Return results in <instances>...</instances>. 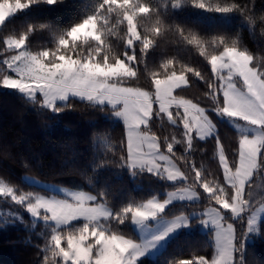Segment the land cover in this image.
<instances>
[{"label":"snow or ice","instance_id":"snow-or-ice-1","mask_svg":"<svg viewBox=\"0 0 264 264\" xmlns=\"http://www.w3.org/2000/svg\"><path fill=\"white\" fill-rule=\"evenodd\" d=\"M169 2L179 6L182 0ZM57 3L62 0H0V30L7 29L11 21L33 6ZM187 3L219 13H240L245 9L241 14H246L250 6L254 10L250 17L252 26H256L255 18L260 14L255 11L256 0H247V5L241 0L223 5L205 0ZM113 14L124 26L126 39L122 53L109 58L102 53L107 44L105 26ZM144 18L153 21L150 32L140 27ZM30 27L33 30L37 25ZM49 27L38 25L40 29ZM167 31L176 32L192 45L206 60L209 70L204 72L186 64L177 66L175 59H168L162 65L164 71L149 72L147 83H141L140 64L156 38ZM53 35L57 37L56 49H43L38 54L26 48L28 32L23 36L0 35V88L17 90L26 98L25 106L43 115L71 111L69 105L79 100L95 103L106 114L123 121V132L115 142L101 138L107 144L105 158L98 163H93L95 157L88 161L93 166V173L86 175L89 184L95 169L105 165L126 167L133 176L146 172L185 183L178 191L169 192L163 201L153 197L129 203L118 211L110 207L106 189L64 188L66 195L61 197L33 191L18 194L11 189L5 192L6 186L0 185V194L54 225L41 264H137L145 246L114 229L113 223L124 224L128 220L141 224L157 217L173 198L192 199L200 194V189L207 194V202L199 222L212 226L215 246L222 250V256L193 254L177 264H220L223 255L228 256L227 264H237L238 249L242 243L246 248L249 237L260 232L264 214V199L253 201L249 183L258 170L264 169V66H257L255 58L236 39L224 35L205 38L180 25L166 24L161 12L146 0H102L95 15L67 31H54ZM90 43L95 45V55L68 52ZM190 77L205 84L200 96L192 97L183 91L191 86ZM211 113L235 122L240 131L229 136L233 143H226L220 135ZM199 141L214 145L213 153L218 157L215 170L189 154L197 149L201 155L207 151V147L199 148ZM177 146L183 149L182 153ZM76 171L84 175L87 169ZM28 178L34 183L43 182L37 176ZM257 202L260 207H256ZM75 221H82L75 230H62ZM188 224L189 218L181 214L156 239ZM115 241L128 246L121 250Z\"/></svg>","mask_w":264,"mask_h":264},{"label":"trees","instance_id":"trees-1","mask_svg":"<svg viewBox=\"0 0 264 264\" xmlns=\"http://www.w3.org/2000/svg\"><path fill=\"white\" fill-rule=\"evenodd\" d=\"M146 2L161 12L166 24L180 25L205 38L224 35L226 38L236 39L253 52L264 49V36L259 33L258 26L249 25L238 12L208 11L192 6L187 0H182L179 6H172L169 0ZM205 2L223 5L230 0ZM101 3L102 0H63L54 5L33 6L11 21L7 29L0 30V35L11 33L19 36L27 31L29 25L47 23L49 28L33 27L28 33L26 48L41 50L53 47L57 43L54 31L57 34L67 31L88 16L95 15ZM254 7L257 13L264 12V0H256ZM152 24L151 19L144 18L140 27L145 32H150ZM105 34L107 44L102 55L115 58L122 53L126 39L124 26L115 14L105 26ZM94 49V44H81L75 49V54L95 55ZM137 55H140L138 47ZM168 59H175L177 66L186 64L204 72L209 70L206 60L192 45L176 32L167 31L156 38L140 64V82L147 83L149 72L164 71L162 65ZM256 59L257 62L264 63V57ZM190 79L191 86L183 91L192 97L200 96L205 90V84L198 78ZM25 101L24 95L17 90L0 88V179H5L10 185H18L17 191L23 189L51 194L50 191L29 183L28 176H37L42 183L71 190L106 189L111 198L110 207L118 211L129 203H141L153 197L163 200L168 192L184 186L185 182L173 184L146 172L133 176L126 167L108 165L95 169L93 182L89 184L86 175L93 173V166L88 161L95 157L93 163H98L105 158L107 144L101 138H106L108 143L115 142L123 132V122L115 120L113 115L100 114L104 112L103 108L89 102L81 106L80 113L66 111L59 115H43L32 107L25 106ZM211 116L226 143H233L229 136L239 132L233 128L230 120L215 113H211ZM198 144L199 148L207 147V151L201 155L197 149L189 154L206 168L215 170L218 157L213 153L214 145L211 141H199ZM177 151L182 153L183 149L177 146ZM76 168L81 171L87 169L85 176L77 172ZM250 184L253 201L264 199V169L258 170ZM199 192L203 196L202 202L175 205L165 216L202 211L207 202V194L202 189ZM258 205L259 202L256 207ZM81 223H74L62 230H75ZM191 225L190 230L182 231L171 239L156 257L143 258L138 264H177L180 259L190 258L193 254H213V231L203 232L198 219L192 220ZM112 226L129 238L139 240L131 221L126 220L124 224L113 223ZM52 227L34 220L26 208L11 197L0 196V264H41L52 235ZM251 238L252 242L247 241L245 248V264L257 260L264 264V220L259 234Z\"/></svg>","mask_w":264,"mask_h":264},{"label":"rangeland","instance_id":"rangeland-1","mask_svg":"<svg viewBox=\"0 0 264 264\" xmlns=\"http://www.w3.org/2000/svg\"><path fill=\"white\" fill-rule=\"evenodd\" d=\"M0 18H2V16H0ZM89 103H91V102H89ZM92 104H95V103H92ZM95 105H97V104H95ZM224 118L229 119L227 117H224ZM114 119L123 122L118 117L114 116ZM230 122H231L233 128L239 132L240 130L236 128L235 122H233L231 120H230ZM249 134H251V130H249ZM254 176L250 179V182L253 180ZM27 180L31 184L37 185L39 187H42V188L50 191L49 193H51L52 195L61 196V197L66 195V193L63 191L64 188H62V187H59L56 185H55V187H53L52 184H47V183H34L29 178ZM168 182L176 184V183H180V182H184V181L179 180L177 182H172V181H168ZM179 189L180 188L172 190V191H178ZM69 190H71V189H69ZM172 191H170V192H172ZM168 193L166 194V197L164 199L168 198ZM0 196H3V195L0 194ZM157 199H159V198H157ZM159 200L163 201L162 199H159ZM202 200H203V196L201 194H199L196 197H193L192 199H187V198L180 199L179 197H176V198H173L171 200V202L165 207L164 211L159 213L157 215V217L149 219V220H147L141 224L132 223V226H133V228H134V230L137 233L138 238H139V240L137 242L144 245L146 248L144 255L139 258V260L137 261V264L143 258H154V257H156L160 252H162V250L166 247V245L169 243V241L171 239H173L175 236H177L180 232L191 229L192 220L198 219V222L200 220L201 211H195V212L191 211L189 214L184 213V215L189 218V224L187 226H181L180 228L175 229L172 232H169L167 234V236H165L163 239L157 240L156 237L160 236L162 233H164L168 229L172 220L174 218L180 216L181 214H183V213H180V214L175 215V216L166 217L165 214L171 208H173L175 205H179V204L182 205V204H189V203H200V202H202ZM257 207H260V205H258ZM29 214L34 220H36L38 222L41 221L43 223H46V225L47 224L52 225L51 222H46L42 218L34 217L31 213H29ZM263 220H264V214H262L261 222ZM77 222H82V221H75V222H73V224L77 223ZM199 224H200L201 230L203 232L206 233V232H209L210 230L213 231L212 241H213V246H214V244H215L214 229L212 228V226L209 225L206 227L204 224H202L200 222H199ZM71 225H69V226H71ZM52 226H54V225H52ZM69 226H67V227H69ZM258 234L259 233L252 234L251 237L257 236ZM251 237H249V239H248L249 242H252Z\"/></svg>","mask_w":264,"mask_h":264},{"label":"clouds","instance_id":"clouds-1","mask_svg":"<svg viewBox=\"0 0 264 264\" xmlns=\"http://www.w3.org/2000/svg\"><path fill=\"white\" fill-rule=\"evenodd\" d=\"M63 2V0H62ZM242 3L246 4L247 5V0H242ZM241 13H245V9H241L240 10V14ZM243 16V18L245 19V21L248 22L249 25H251V22H250V17L252 15H254V10L248 6L247 7V12L246 14H241ZM256 25L258 26V31L259 33L264 36V12H260L259 15H256ZM41 24H47V23H41ZM40 25V24H38ZM37 25V27H38ZM31 25H29L28 29L26 32L30 33L32 30H31ZM25 33V32H24ZM24 33L20 34V36H23ZM21 43H23V40H21ZM241 47L245 48L248 50V52L250 53L251 56H253L256 60V63H257V66H264V63H259L257 62V59L256 58H259V57H264V49H261L259 51H256V52H253V51H250L245 45H243L242 43H240ZM43 49H52V50H55L56 49V44L55 46L53 47H45ZM41 49V50H43ZM41 50H30L33 54H38L41 52ZM72 51H75L74 49H68V52L71 53ZM5 55H8V53H4ZM82 55V53H81ZM238 55V54H237ZM247 59V58H245ZM86 102H83V101H79V100H76L74 101L72 104L69 105L71 111L73 112H76V113H80V110H81V106L84 105ZM100 114H106L104 112H101ZM5 159H7V150L5 152ZM67 175V173H65ZM56 178V177H54ZM0 185H5L6 188L3 189L5 192H7L8 189H11L12 192H15V193H18V194H24L26 193V191H24L23 189H19V191H17V189L19 188L18 185H10L8 184L5 179H0ZM114 243H116V245L121 248V250H124L125 248H127V243L126 242H121V241H115ZM238 253H239V256H240V259H238L237 261V264H245V260H244V253H245V247L243 245V243L241 244V247L238 249ZM214 256L219 258L222 256V250L221 249H218L215 244H214ZM227 261H228V256L227 255H223V258L221 259V262L220 264H227ZM248 264H254V261H249Z\"/></svg>","mask_w":264,"mask_h":264}]
</instances>
